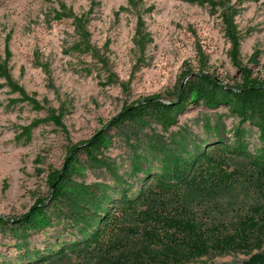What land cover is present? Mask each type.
Segmentation results:
<instances>
[{
	"label": "rangeland",
	"instance_id": "obj_1",
	"mask_svg": "<svg viewBox=\"0 0 264 264\" xmlns=\"http://www.w3.org/2000/svg\"><path fill=\"white\" fill-rule=\"evenodd\" d=\"M97 2L88 24L93 56L77 48L72 19L45 17L58 10L59 3L81 15L89 10V0H0V60L8 49L13 80L40 105L35 108L22 100L0 78V215L19 217L36 199L46 198L49 171L60 170L72 146L102 129L112 144L98 156L108 167L92 165L80 151L77 159L84 171L74 180L130 190V196L136 195L144 179L142 173L132 172L138 156L143 157L142 167L158 174L163 157L171 151L185 157L195 146L206 148L204 140L213 143L219 137L233 143L235 139L239 121L225 107L209 110L189 105L167 130L152 117L147 118L148 126L110 124L137 101L158 94L173 100L181 73H197L201 63L224 84L239 81L218 11L192 0H142L139 14L127 0ZM233 3L239 11L235 22L241 35V66L264 80V0ZM138 15L151 41L143 49L134 42ZM52 112L61 116L63 127L49 119ZM243 129L249 149H256L257 129L248 125ZM237 194L243 197L240 190ZM52 222L53 228L28 235L30 250L44 252L73 239L67 225L55 217ZM24 249L16 250L11 234L0 231V263L23 262ZM257 252H264V246ZM248 258L243 254L203 257L191 264H242ZM83 261L72 257L73 264Z\"/></svg>",
	"mask_w": 264,
	"mask_h": 264
},
{
	"label": "trees",
	"instance_id": "obj_2",
	"mask_svg": "<svg viewBox=\"0 0 264 264\" xmlns=\"http://www.w3.org/2000/svg\"><path fill=\"white\" fill-rule=\"evenodd\" d=\"M89 1V10L81 15L59 3V9L45 17L48 21L72 19L79 38L77 48L94 56L88 24L99 3ZM192 2L219 12L223 35L230 45L228 56L240 74L239 81L232 86L224 84L201 63L197 73H181L173 100L166 101L158 94L137 101L110 124L138 122L148 126L147 118L152 117L167 130L189 105L209 110L225 107L239 121L233 143L218 137L213 143L204 140L206 148L195 146L185 157L171 151L163 157L158 174L142 167L143 157L138 156L132 172L134 176L142 173L144 179L136 195L130 196V190L74 180L84 171L77 159L80 151L92 165L108 167L98 154L112 144L111 137L100 130L72 146L60 170L49 171L46 198L36 199L19 217L0 215V231L11 234L16 250L25 247L23 262L0 264H73V256L83 259L82 264H191L203 257L238 254L249 257L242 264H264V252L254 253L264 246V80L241 66V35L235 22L239 11L233 0ZM127 5L139 14L142 0H127ZM134 42L140 49L151 42L141 15ZM197 54L205 61L198 47ZM10 56L6 49L5 58L0 60L4 86L38 108L39 103L13 80ZM55 112L49 119L63 127ZM245 125L257 129L256 149L248 147ZM231 165L233 170L229 171ZM54 217L67 225L73 239L44 252L30 250L28 235L53 228Z\"/></svg>",
	"mask_w": 264,
	"mask_h": 264
}]
</instances>
